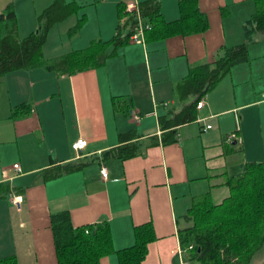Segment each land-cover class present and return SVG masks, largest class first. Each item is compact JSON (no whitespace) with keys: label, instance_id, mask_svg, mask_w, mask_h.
Instances as JSON below:
<instances>
[{"label":"crops","instance_id":"0c3cea01","mask_svg":"<svg viewBox=\"0 0 264 264\" xmlns=\"http://www.w3.org/2000/svg\"><path fill=\"white\" fill-rule=\"evenodd\" d=\"M39 1L38 26L30 21L25 30L22 4L0 0V14L13 6L20 38L40 27L39 15L55 0ZM63 1L72 12L50 28L43 47L47 59L85 48L94 39L110 41L124 20L122 4L149 0ZM160 2L167 21L180 18V0ZM198 5L208 17L201 32L130 39L104 64L73 74L35 66L0 76V182L9 185L0 197V258L59 264L51 214L69 210L74 226L107 221L116 250L135 243L137 225L151 223L154 239L141 264H181V258L185 264L178 228L195 199L221 184L212 180L225 179L247 162H264L262 34L249 43V59L234 65L198 100L204 105L196 107L194 120L170 127L162 123V117L173 118L197 98L182 85L191 66L212 62L224 47L246 41L244 24L257 8L256 0H198ZM56 30L62 31L61 42L46 51ZM61 43L65 50L58 49ZM114 97L120 98L118 104ZM25 103L30 112L13 116L14 107ZM129 130L137 134L132 140L140 143L138 154L104 157ZM79 138L87 144L75 150L72 143ZM78 160L89 162L45 176L51 166ZM5 169L14 177L6 179ZM14 196L22 199L20 207ZM96 264H120L119 254Z\"/></svg>","mask_w":264,"mask_h":264},{"label":"trees","instance_id":"16d2710c","mask_svg":"<svg viewBox=\"0 0 264 264\" xmlns=\"http://www.w3.org/2000/svg\"><path fill=\"white\" fill-rule=\"evenodd\" d=\"M63 0H55L40 15V27L24 38L17 32V18L13 6L0 14V76L20 68L45 66L59 72L73 74L105 63L110 56L116 55L119 48L128 43L139 15L149 27L146 37H167L173 34H191L208 27V17L200 10L198 0H180L181 16L167 21L161 11L160 0L139 3V11L130 12L122 4L121 16L114 37L110 41L94 39L82 49L72 50L57 58L44 57L43 47L48 32L55 22L72 12V6ZM257 8L245 22L247 40L226 46L212 62L192 65L182 85L187 92L197 98L187 104L173 118L162 117L166 127L186 123L196 118L198 100L227 75L231 68L249 59V43L256 33L264 35V0H256ZM224 12H229L224 7ZM43 19H45L43 22ZM81 22L70 28L75 33ZM115 103L120 98L114 97ZM31 110L25 103L14 107L13 116L27 115ZM135 130L120 134L121 143L104 152V157L129 158L139 152L140 143L132 139ZM89 160H78L51 166L45 170L46 177L58 176L66 172L82 169ZM228 195L216 202L212 191L198 197L179 226L180 244L187 261L199 264H251L257 252L264 248V162H247L239 171L230 174L224 183ZM9 185L0 182V197L8 194ZM59 264H96L100 259L113 252L120 257V264H141L148 252V243L154 239V227L144 223L135 227V243L116 250L113 246L110 225L107 221L74 226L69 210L51 214ZM0 264H18L14 256L0 258Z\"/></svg>","mask_w":264,"mask_h":264},{"label":"rangeland","instance_id":"374dc122","mask_svg":"<svg viewBox=\"0 0 264 264\" xmlns=\"http://www.w3.org/2000/svg\"><path fill=\"white\" fill-rule=\"evenodd\" d=\"M18 4H22V27L24 24V28L26 30V26L30 21L31 24L35 23L38 26V20H37V15L34 14L35 12V8L37 10H39V5L41 4L40 1L38 2V0H15ZM39 4V5H38ZM43 8V7H41ZM235 22V21H234ZM236 22H238L236 20ZM245 22V21H244ZM244 22L240 23L241 25L244 24ZM68 24V22L66 23V25ZM30 25V23H29ZM61 27V26H60ZM31 28V27H29ZM58 29H62V28H58ZM30 30V29H27ZM37 30V27L34 29ZM29 32V31H28ZM60 32H62L61 30H56V32H54L55 34L53 36H51L49 42L47 43V47H46V51H51L55 49V46L57 43L61 42V35L59 34ZM67 48L66 44H60L59 48L61 51L65 50ZM227 180V177L221 178V179H216V180H212V182H220L221 184L219 185H214L216 187V189H214L212 191V197L216 202H219L220 200H222V198L226 195H228V188L227 186L224 184ZM185 264H199L197 261L195 260H185ZM251 264H264V248L262 250H260L259 252L256 253V255L254 256L252 263Z\"/></svg>","mask_w":264,"mask_h":264},{"label":"built area","instance_id":"2783aa9c","mask_svg":"<svg viewBox=\"0 0 264 264\" xmlns=\"http://www.w3.org/2000/svg\"><path fill=\"white\" fill-rule=\"evenodd\" d=\"M138 8H139V6H138L137 3L130 2V3L127 4V10L130 11V12H134L135 10H136V11H139ZM148 27H149V25H148V24H144L143 19H142L141 16L139 15V23H138V25L135 27V31H134V33L131 35V39H132L133 41H138V42H142V41H144V39H145V38H144V37H145V31H146V29H147ZM203 105H204V101H203V100H200V101L198 102V104H197V107H198V108H201V107H203ZM135 118H136V120H138V119H139V116H138V115H135ZM208 127H211V125H208ZM231 136H232V137H235L236 134H232ZM86 144H87V140H86V139L79 138V139H77L76 141H74V142L72 143V147H73L75 150H80V149H82L83 147H85ZM12 167H13V169H15V171H16L17 173H20L21 170H22V169H21V166H20L19 163H14ZM101 173H102V176H103V177H107L108 172H107L106 167H102V169H101ZM4 176H5L6 179H9V178L14 177V176L9 175V170H8V169H5V170H4ZM12 200H13V202L17 205V207H20V206H21V204H22V199L20 198V196H14V197L12 198ZM182 252H183V249L180 248V254H181ZM181 264H184V261H183L182 258H181Z\"/></svg>","mask_w":264,"mask_h":264}]
</instances>
